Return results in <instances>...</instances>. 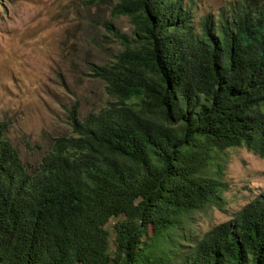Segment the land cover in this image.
I'll use <instances>...</instances> for the list:
<instances>
[{"label": "trees", "instance_id": "trees-1", "mask_svg": "<svg viewBox=\"0 0 264 264\" xmlns=\"http://www.w3.org/2000/svg\"><path fill=\"white\" fill-rule=\"evenodd\" d=\"M90 4L133 31L106 21L105 97L35 160L0 121V264H264V192L202 236L189 222L226 210L231 150L264 158V6L196 27L193 1Z\"/></svg>", "mask_w": 264, "mask_h": 264}, {"label": "rangeland", "instance_id": "rangeland-1", "mask_svg": "<svg viewBox=\"0 0 264 264\" xmlns=\"http://www.w3.org/2000/svg\"><path fill=\"white\" fill-rule=\"evenodd\" d=\"M191 1L198 27L204 16H216L243 0L184 3ZM249 1L264 5V0ZM106 21H113L121 34L133 31L127 17L112 18L108 4L99 8L90 0H0V121L8 124L7 135L23 159L35 160V146L44 148L71 133L74 106L84 116L105 97L104 84L90 77L89 66L119 47ZM229 154L226 212L212 208L189 221L201 236L264 192V158L245 148Z\"/></svg>", "mask_w": 264, "mask_h": 264}, {"label": "clouds", "instance_id": "clouds-1", "mask_svg": "<svg viewBox=\"0 0 264 264\" xmlns=\"http://www.w3.org/2000/svg\"><path fill=\"white\" fill-rule=\"evenodd\" d=\"M244 1H247V2H249V3L252 4V5L260 6L258 3L250 2L249 0H244ZM263 6H264V5H263Z\"/></svg>", "mask_w": 264, "mask_h": 264}]
</instances>
